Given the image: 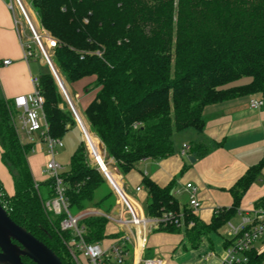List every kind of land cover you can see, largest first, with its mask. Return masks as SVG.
I'll return each instance as SVG.
<instances>
[{
  "label": "trees",
  "instance_id": "16d2710c",
  "mask_svg": "<svg viewBox=\"0 0 264 264\" xmlns=\"http://www.w3.org/2000/svg\"><path fill=\"white\" fill-rule=\"evenodd\" d=\"M41 28L55 41L51 60L58 74L83 94L93 93L83 110L88 131L104 146L121 175L136 163L173 154L175 134L203 131L207 106L257 97L264 107V0H29ZM39 77L49 136L62 139L75 124L50 72ZM246 80V82H239ZM10 101L0 97V163L9 174L13 193L0 181V203L9 218L47 246L62 262L73 264L60 230L62 216L43 208L52 185L36 182L28 165L29 145L21 143ZM199 157L208 153L193 145ZM262 163L250 167L229 189L232 204L213 215L207 225L187 206L179 209L173 185L159 187L142 179L147 194L145 214H182L193 226L154 232L183 234L187 249L218 232L237 213L241 198L257 179ZM69 210L109 213L114 195L95 167L89 165L84 143L62 173ZM255 209L264 210V199ZM87 244L116 238L101 216L81 222ZM264 244V240L262 241ZM226 245V244H225ZM246 264H263L264 251L251 250ZM23 264H34L22 258Z\"/></svg>",
  "mask_w": 264,
  "mask_h": 264
},
{
  "label": "crops",
  "instance_id": "0c3cea01",
  "mask_svg": "<svg viewBox=\"0 0 264 264\" xmlns=\"http://www.w3.org/2000/svg\"><path fill=\"white\" fill-rule=\"evenodd\" d=\"M7 2V0H0V97L11 102L15 96L31 92L30 75L32 74L28 63L23 60L17 27L14 21L12 22L6 6ZM32 17L35 22H38L33 14ZM27 19L33 28L29 15ZM19 26L25 34L26 27L20 24ZM3 60H10L11 64L2 66ZM40 65L42 66L41 63ZM251 98L257 97H242L207 106L202 116L203 131L198 133L187 129L174 135L171 156L159 160H142L136 163L135 170L126 175H121L118 171L126 196L142 210L139 203L147 205V194L141 184L142 179L146 177L159 187L172 184L174 197L179 209H182L184 205L188 207V193L184 190V186L190 184L196 190V198L200 203V209L195 216L198 221L207 225L211 222L215 210L228 209L231 206L232 198L229 189L250 167L262 163L259 176L244 193L237 209L241 215H250L255 209V203L264 199V107L251 109L248 104ZM88 102L82 103V111ZM180 134L187 135L177 139ZM20 139L23 140V137L20 136ZM182 145L187 147L185 157L180 156ZM193 145H203L208 149V153L199 157L193 152ZM37 154L41 156V153ZM189 158H192L193 162H190ZM44 160L43 156V163ZM27 161L34 181L42 182L40 176L42 167L37 172L40 177H36L28 158ZM110 161L116 168L114 161L112 159ZM110 179L111 181L114 179L116 183V177L112 173ZM0 181L5 192L11 195L12 181L1 163ZM107 187L109 188L108 184ZM136 187H140L141 190L137 192ZM142 212L145 214V211L142 210ZM240 217L235 215L230 222L236 225L240 222ZM114 230L112 225H108L109 234H113ZM218 233L211 232L203 236L195 249H187L183 234L173 235L153 230L147 235L144 256L158 258L162 264H219L227 241L226 228L222 236ZM212 234L219 235L222 242L216 243L211 237ZM112 239H105L104 243ZM204 240L207 242V250L204 249L198 254L196 250L201 243L204 244ZM255 247L258 253L264 251L263 243H258ZM195 255L198 261L194 259Z\"/></svg>",
  "mask_w": 264,
  "mask_h": 264
},
{
  "label": "built area",
  "instance_id": "2783aa9c",
  "mask_svg": "<svg viewBox=\"0 0 264 264\" xmlns=\"http://www.w3.org/2000/svg\"><path fill=\"white\" fill-rule=\"evenodd\" d=\"M6 6L11 12L17 11L23 22H25V26L30 29L32 42L34 41L38 45L57 88L63 90L64 82L59 77L51 56L45 53L42 48L40 36L36 34L27 19L29 14L26 12L27 10H25L21 0H8ZM13 21L17 27L23 60L28 63V59L33 57L29 45L30 39L25 36L18 21L15 18H13ZM10 64V60H3L1 63L2 66ZM30 82L32 85L31 92L15 96L10 102L15 113V127L19 138L20 136L23 137V140L20 139L21 143L31 147L30 153H42V148L44 149L45 160L40 170V176L43 181L51 183L53 192L50 198L43 201V208L53 216H62L59 226L60 230L69 234V238L64 244L73 264H162L158 258L144 256L146 238L149 232L165 226H174L181 230L188 229L193 226V222L186 223L182 214L177 215L172 212H164L158 218L144 214L139 206L126 196L120 182L118 170L113 167L110 159L106 157L102 143L88 131L81 122L75 108L70 105L75 122L83 133L82 139L85 142L89 165L96 168L114 195V207L109 213H103L96 209H85L72 214L65 196L66 189L62 178L64 171L56 160L57 149L62 147V139L49 136V127L43 110L44 98L39 90V77L30 75ZM248 104L251 109H260L263 106V102L256 98L249 99ZM84 129L96 141L98 153L90 149ZM186 148V145H182L180 156L185 157L187 155ZM107 172L115 175L116 183L111 181ZM39 183L36 182L35 188L38 187ZM135 190L138 192L141 189L136 187ZM184 190L188 193V209L195 215L200 209V203L196 198V190L190 184H186ZM218 211L220 209L215 210L214 214ZM237 215L241 216L238 224H232L230 221L225 224L227 241L219 264H246L248 262L247 253L256 250L255 246L264 240L263 209H254L250 215L245 216L237 211ZM88 216L105 218L108 225L114 227L113 234L119 236L107 243H104L105 240L94 244L85 243L83 239L85 229L81 222ZM203 258L206 257L203 256Z\"/></svg>",
  "mask_w": 264,
  "mask_h": 264
},
{
  "label": "rangeland",
  "instance_id": "374dc122",
  "mask_svg": "<svg viewBox=\"0 0 264 264\" xmlns=\"http://www.w3.org/2000/svg\"><path fill=\"white\" fill-rule=\"evenodd\" d=\"M21 3L25 7V10H27L26 12L29 14L30 18L32 19L34 31L36 32V34H38L40 36V42H41L42 48L44 49L45 53H47L48 55L51 56L55 41L49 36V34H47L41 28L39 22L34 21L32 14L34 16H35V14L32 12L29 0H21ZM9 12H10V15L12 17V22H13V18H15L19 22L20 25L25 26V22H23V19L21 18V16L18 14L17 11H14V12L9 11ZM36 19H37V17H36ZM37 21H38V19H37ZM24 31H25L26 36H28L30 39L29 45H30L31 51L33 53V57L28 59V65H29L31 74L38 76L39 74L49 72L48 67L45 64L44 57H43L38 45L34 41L32 42V34H31L30 29L28 27H26ZM39 62L42 64V66L40 65ZM60 78L62 79V77H60ZM62 81L64 82V85H63L64 88H63V90H59V91H60V94L62 96V100L66 104V108L71 112V108H70L71 106L70 105H72L75 108V111L77 112L78 116L80 117L81 122H83L84 126L88 129V125L85 121L83 111H82V107H83L82 103L90 101L93 93L92 94L91 93L83 94L81 91V88L83 85L88 83L89 80H85L81 86H75V87L67 84L64 79H62ZM243 82H246V80H243V81L239 82L238 84L243 83ZM74 122H75V118H74ZM186 135L187 134H180L177 137V139H180L182 137H186ZM82 136H83V133H82L80 127L76 124V122L73 126H71L66 131L65 135L63 136L62 147L57 149L56 160L62 166L64 172H67L69 170V168H70V157L73 154V152L76 150L77 146L81 142L85 143L84 140L82 139ZM41 152H42L41 156H39L36 153H29L28 154V159L30 161L34 175L36 177H40V176H38L37 172H38V169L41 168L43 165V156H44V149L43 148H42ZM139 204H141L142 210L145 211L146 203H139ZM224 229H223V227L220 228L218 231L219 232L218 234H221V236H222L224 234ZM211 237H212V239H214V241H216V243L222 242L219 238V235H217V234H212ZM203 243L204 244L201 243L199 248L196 250L198 252V254L202 253L204 249L207 250L206 240H204ZM196 257H197V255L194 256L195 260L198 259V258L196 259ZM263 264H264V262H263Z\"/></svg>",
  "mask_w": 264,
  "mask_h": 264
},
{
  "label": "water",
  "instance_id": "95a60500",
  "mask_svg": "<svg viewBox=\"0 0 264 264\" xmlns=\"http://www.w3.org/2000/svg\"><path fill=\"white\" fill-rule=\"evenodd\" d=\"M22 258L34 264H62L47 246L16 225L0 203V264H23Z\"/></svg>",
  "mask_w": 264,
  "mask_h": 264
},
{
  "label": "bare ground",
  "instance_id": "6f19581e",
  "mask_svg": "<svg viewBox=\"0 0 264 264\" xmlns=\"http://www.w3.org/2000/svg\"><path fill=\"white\" fill-rule=\"evenodd\" d=\"M84 130H85L84 133L88 137V143H89L90 149L93 150V151H95L96 153H98L96 141L89 134L86 133V129H84ZM107 173H108L109 177H111V173L110 172H107ZM112 182H115V180L112 179Z\"/></svg>",
  "mask_w": 264,
  "mask_h": 264
}]
</instances>
